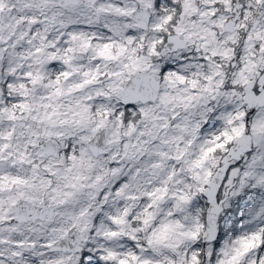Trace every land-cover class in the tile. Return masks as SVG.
<instances>
[{"label":"snow or ice","instance_id":"obj_1","mask_svg":"<svg viewBox=\"0 0 264 264\" xmlns=\"http://www.w3.org/2000/svg\"><path fill=\"white\" fill-rule=\"evenodd\" d=\"M0 264H264V0H0Z\"/></svg>","mask_w":264,"mask_h":264}]
</instances>
